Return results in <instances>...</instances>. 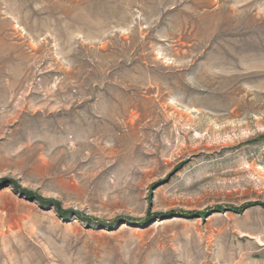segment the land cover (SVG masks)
<instances>
[{
	"label": "rangeland",
	"instance_id": "374dc122",
	"mask_svg": "<svg viewBox=\"0 0 264 264\" xmlns=\"http://www.w3.org/2000/svg\"><path fill=\"white\" fill-rule=\"evenodd\" d=\"M0 264H264V0H0Z\"/></svg>",
	"mask_w": 264,
	"mask_h": 264
},
{
	"label": "trees",
	"instance_id": "16d2710c",
	"mask_svg": "<svg viewBox=\"0 0 264 264\" xmlns=\"http://www.w3.org/2000/svg\"><path fill=\"white\" fill-rule=\"evenodd\" d=\"M23 194L26 195L27 197L29 196V197L35 198V197H33L34 194L31 193V192H23ZM38 200L40 202H43V203L46 202L49 205L55 206V208L57 209V211L62 216H66L68 214H71V215H74L76 217H79L82 220H86L87 222H89L90 224H93L95 226H98V227L105 226L109 230H111L110 227H112V225H116V224H118L121 221H125L124 223H128V224H134V220H127L125 218L124 219L121 218V219H119V220H117L116 222H113V223H110V222H107V221H103V220H100V219H93L92 217H86L84 214H82L80 212H76V211H72V210H64V209H62L60 207V205L56 201H53L51 199H42V198H39L38 197ZM187 214H188L187 216H192L194 213H187ZM157 216L158 217H163V214L162 213H158Z\"/></svg>",
	"mask_w": 264,
	"mask_h": 264
}]
</instances>
